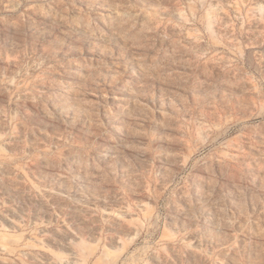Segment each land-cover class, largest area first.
<instances>
[{
	"label": "rangeland",
	"instance_id": "1",
	"mask_svg": "<svg viewBox=\"0 0 264 264\" xmlns=\"http://www.w3.org/2000/svg\"><path fill=\"white\" fill-rule=\"evenodd\" d=\"M0 264H264V0H0Z\"/></svg>",
	"mask_w": 264,
	"mask_h": 264
}]
</instances>
